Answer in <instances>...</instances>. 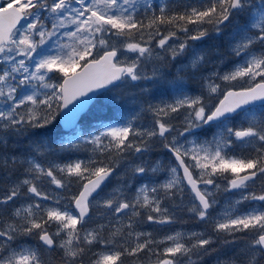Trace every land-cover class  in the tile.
Returning <instances> with one entry per match:
<instances>
[{
    "label": "snow or ice",
    "instance_id": "1",
    "mask_svg": "<svg viewBox=\"0 0 264 264\" xmlns=\"http://www.w3.org/2000/svg\"><path fill=\"white\" fill-rule=\"evenodd\" d=\"M225 30H230L231 50L241 62L222 75L212 71L203 77L204 90L211 98L220 93L216 79L231 84L260 77L254 86L228 88L214 105L206 104L203 95L148 103L121 123L103 125V131L86 136L77 126V115L91 100L89 93L117 87L118 82L159 80L162 73L155 61L166 57L156 49L175 61L187 52L188 41H203L213 33L219 38ZM178 33L184 39L170 43L179 40ZM210 62L206 53L193 48L192 68ZM53 73L62 80H54ZM181 110L186 115L182 129H177L171 121ZM239 111L245 113L243 121L232 125ZM144 113L152 121L138 125ZM61 115L71 130L70 136L61 135V149L65 143L68 149L86 143L93 146V156L67 163L50 159L55 150L49 133ZM212 129L211 139H188L206 137ZM172 133L176 135L169 140ZM157 138L165 141L176 165L162 183H141L129 197L126 193L134 186L128 180L160 170L145 158ZM10 142L19 154L7 151ZM0 149V169L9 180L0 196V264H45V252L62 253L60 264H83L94 245L104 250L92 253L91 264H121L125 255L135 258L145 251L156 255V264H200L215 251L210 235L175 232L158 240L150 232L137 231L145 216L156 225L176 222L175 210L183 206L186 190L192 194L188 212L202 222L214 219L213 231L232 238L225 239V245H237L238 233L249 234L238 251L218 264H264V207H240L248 201L264 202V190L259 195L247 191L264 176V0H202L198 5H173L169 0H8L0 6ZM122 164L120 186L97 199ZM73 181L82 184L71 197L75 210L42 188L47 182L65 189ZM221 191L238 192L239 199L226 200L213 217ZM20 198L27 202L10 207ZM93 207L102 210L99 219L107 223L85 228ZM53 224L54 232L49 231ZM32 237H38L35 246L28 244Z\"/></svg>",
    "mask_w": 264,
    "mask_h": 264
},
{
    "label": "rangeland",
    "instance_id": "2",
    "mask_svg": "<svg viewBox=\"0 0 264 264\" xmlns=\"http://www.w3.org/2000/svg\"><path fill=\"white\" fill-rule=\"evenodd\" d=\"M156 1V0H155ZM160 2V0H158ZM198 5L202 2V0L195 1ZM190 28L194 26H189ZM204 27L209 28L211 30V26L204 25ZM230 30H225V35L216 38L213 33L211 37L205 38L203 41H188L189 48L187 52L178 57L175 61L171 60L170 53L161 52L160 49H156L162 56H165L166 59L162 61H155V63L160 67L162 77L153 82V81H140V82H131L124 81L119 86L105 92L101 95L91 106L89 112L87 113L86 118L83 121V124L92 123L93 127L94 122L98 120L101 122V125L97 129H91L87 132H84V135H88L89 132H99L103 131V125L115 124L109 122L111 117H119L122 121L125 117L130 116L135 112H139L141 108H146L148 103L158 104L161 101H165L168 103L174 102L176 99L181 98L183 95L188 96H197L203 95L204 102L209 105H214L218 102V100L222 97L223 91L228 88L240 89L246 88L250 85L253 86L255 83L260 82V77H257L255 81H249L247 78L242 80H237L232 82L231 84H226L224 81L216 79V83L221 86L220 93L213 94L211 98L208 97L207 92L203 87V77L208 76L212 71H217L219 74H224L227 71H231L237 63H240V59L237 58L232 50H231V42L228 33ZM179 40L174 39L170 43H178L180 40L184 39L183 33H178ZM153 47L155 45L153 44ZM193 48H195L198 52H203L207 54V57L210 59V63H205L201 65L199 70L191 67L190 60ZM100 52L98 55H100ZM97 55V56H98ZM151 65H149V69ZM53 79L56 81H61L62 77L58 73H53ZM135 84L136 86H133ZM257 109V115H259V107ZM176 115V118L171 121L175 125L177 129H182V120L186 115V110H181L179 114ZM245 116L244 112H241L237 116L231 119L232 125H240ZM106 120V122L104 121ZM120 120V121H121ZM152 121V117L148 113H144L143 116L137 124L149 125ZM55 122V121H54ZM81 123L80 129L83 131L82 127H86ZM212 131H216V129H212L208 132L207 136L199 135L198 137H188L189 140L197 139L198 141H203L205 138L211 139ZM71 133L63 135L70 136ZM176 135V133H172L168 139L171 140V136ZM159 141L165 143V141L157 138L153 141L152 150L146 154V159L150 164L156 165L160 170L157 173H152L151 171L147 173L145 176L136 179L128 180L130 185H133L131 191H128L126 194L131 197L134 194V188L139 187L141 183H147L149 186H152L155 183H162L167 179L168 172L167 170L174 166L171 159L165 154L164 150L162 151V144ZM61 146V141H59ZM156 144V146H155ZM92 145L86 143H80L78 145H74L73 148L68 149L65 143V149L58 148L55 150L54 157L50 159H55L57 163H67L76 159L87 160L89 157L93 156ZM3 151V149H0ZM7 151L17 152V147L13 143H9ZM156 151V152H154ZM131 158V157H129ZM157 162H159L157 164ZM125 171V166L122 164L118 174L112 178L110 183L106 186V188L99 194L97 199H101L104 197L106 193L112 192L115 188L120 186L121 180L118 178L120 174ZM162 174V176H161ZM7 173L0 169V196L4 195L9 186V180L6 179ZM17 176H19V172L13 173L11 179L14 181ZM131 176V173L128 174V177ZM128 177H124V179H128ZM264 180V176L259 177L257 180ZM222 186L225 184V181L222 179H218L217 181ZM79 183L73 181L72 186H76ZM81 184V183H80ZM264 188V182L251 183L249 189L247 190L250 193H254L259 195L261 193L258 192L257 188ZM43 190L49 192L51 196L54 198H58L61 200L62 205H68L70 209L73 210L71 197L74 196L73 190H69L70 187L65 189H56L54 185L45 182L42 185ZM69 190V191H68ZM215 191V189H213ZM192 199L191 194L188 190L185 191L183 206L175 210L176 222L165 225H156L147 222L146 216L141 217V223L137 226V231H144L152 233L153 237L156 239H162L165 235L174 234L175 232L181 233H205L206 235H210L213 239V243L210 245L211 249H215L210 255L203 256L200 259V264H218L219 262H226L227 259L232 256L234 251H238L239 247L244 245L247 242L248 233H238L237 235L240 237L237 245H225V239H232L231 237H227L224 234H217L213 231L214 227V219L209 221H200L198 220L193 213L188 212L187 208L189 205V200ZM231 199L235 201L239 199V193L233 192L231 194H225L222 191L217 194V200L219 202V207H217L213 212V217L219 214L222 209L226 206V200ZM22 202L26 203L27 201L23 200V198L17 199L15 205L19 206ZM44 204H50L52 201H41ZM167 205L169 207L172 206V202L168 201ZM242 210H247L252 207H264V202L260 201H248L244 202L240 205ZM178 210V211H177ZM100 209L93 207L91 210V217L88 219L87 223L84 225L85 228L94 227L97 223H107V220H100L99 214ZM49 231H55V224H53ZM108 233L105 232V235ZM37 240V242H36ZM39 243L38 237H32L28 240V244L37 245ZM160 250L164 245H160ZM155 249L156 246H153ZM104 249H100L101 251ZM92 250L88 252L83 260L87 261L91 264V260L94 258L92 253L98 252ZM59 255L57 252H53L51 254L45 252L44 253V261L45 264H60ZM123 258V257H122ZM131 259L137 264H156V255L150 254L149 252H141L137 257ZM78 262V261H77Z\"/></svg>",
    "mask_w": 264,
    "mask_h": 264
},
{
    "label": "trees",
    "instance_id": "3",
    "mask_svg": "<svg viewBox=\"0 0 264 264\" xmlns=\"http://www.w3.org/2000/svg\"><path fill=\"white\" fill-rule=\"evenodd\" d=\"M196 0H169V2L173 5H175L176 3H180V4H192V5H195L197 4L195 2ZM157 3H159V1H155ZM191 26V25H190ZM55 124V127L51 129L50 133H49V142L51 144V147L54 149V150H57L58 148H60V144H59V140L61 139V135L63 134L62 131L59 129V126L56 122H54ZM27 141L25 140L24 143H26ZM17 151H19V149L17 148ZM79 187L78 186H74L73 187V190H78ZM264 190V188H263ZM101 249V246L99 245H94L92 247V250L94 251H98ZM84 263H88L87 261L83 260ZM121 264H137L135 263L130 256H127L125 255L123 258H122V262Z\"/></svg>",
    "mask_w": 264,
    "mask_h": 264
},
{
    "label": "water",
    "instance_id": "4",
    "mask_svg": "<svg viewBox=\"0 0 264 264\" xmlns=\"http://www.w3.org/2000/svg\"><path fill=\"white\" fill-rule=\"evenodd\" d=\"M0 6H1V4H0ZM112 86H109L108 88H105V89H100V90H97V91H95V92H92V93H89V96L91 97V100H89V102H88V104L83 108V110H81L80 111V113L77 115V118H76V124H77V122H78V120H79V118H80V116L88 109V107L90 106V104L94 101V99L99 95V94H101V93H103L104 91H106V90H108L109 88H111ZM256 105H259V102H257V104ZM239 112H241V111H239ZM238 112V113H239ZM234 115H236V114H234ZM233 115V116H234ZM58 123H59V125L61 126V128L63 129V130H66V131H68V130H70V129H68V128H66L65 127V125H64V120H63V116L61 115V116H58ZM182 173V172H181ZM74 205V204H73Z\"/></svg>",
    "mask_w": 264,
    "mask_h": 264
},
{
    "label": "flooded vegetation",
    "instance_id": "5",
    "mask_svg": "<svg viewBox=\"0 0 264 264\" xmlns=\"http://www.w3.org/2000/svg\"><path fill=\"white\" fill-rule=\"evenodd\" d=\"M2 1H3L2 3H3L4 5H7L8 0H2ZM164 149H165V154L168 156L169 159H171V161H172V163H173L174 161H173V159H172V157H171L169 151H168L165 147H164ZM154 152H156V151H154ZM174 166H175V165H174ZM161 176H162V174H161ZM177 211H178V210H177Z\"/></svg>",
    "mask_w": 264,
    "mask_h": 264
}]
</instances>
